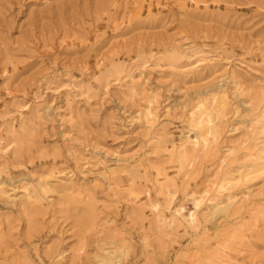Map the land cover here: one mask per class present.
Masks as SVG:
<instances>
[{
    "label": "rangeland",
    "instance_id": "1",
    "mask_svg": "<svg viewBox=\"0 0 264 264\" xmlns=\"http://www.w3.org/2000/svg\"><path fill=\"white\" fill-rule=\"evenodd\" d=\"M0 264H264V0H0Z\"/></svg>",
    "mask_w": 264,
    "mask_h": 264
},
{
    "label": "bare ground",
    "instance_id": "2",
    "mask_svg": "<svg viewBox=\"0 0 264 264\" xmlns=\"http://www.w3.org/2000/svg\"><path fill=\"white\" fill-rule=\"evenodd\" d=\"M206 134L210 135L211 137H213L214 133L212 129H209L208 132H206ZM200 138H203V136H200ZM231 183L229 180H222L219 184V186L217 187L218 191H227L228 188L230 187Z\"/></svg>",
    "mask_w": 264,
    "mask_h": 264
}]
</instances>
